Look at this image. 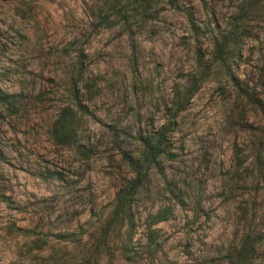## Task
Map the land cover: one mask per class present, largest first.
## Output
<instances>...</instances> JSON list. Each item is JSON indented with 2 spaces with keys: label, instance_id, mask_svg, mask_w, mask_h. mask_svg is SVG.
<instances>
[{
  "label": "rangeland",
  "instance_id": "rangeland-1",
  "mask_svg": "<svg viewBox=\"0 0 264 264\" xmlns=\"http://www.w3.org/2000/svg\"><path fill=\"white\" fill-rule=\"evenodd\" d=\"M0 94V264H264V0H0Z\"/></svg>",
  "mask_w": 264,
  "mask_h": 264
},
{
  "label": "trees",
  "instance_id": "trees-1",
  "mask_svg": "<svg viewBox=\"0 0 264 264\" xmlns=\"http://www.w3.org/2000/svg\"><path fill=\"white\" fill-rule=\"evenodd\" d=\"M235 44V36L230 33L222 34L217 37L214 42L213 58L220 65H226L228 53L231 50L232 45ZM226 74L232 78L230 71L227 69ZM235 85V84H234ZM194 91V90H193ZM246 97L251 98L250 93L244 90ZM11 96L7 94H0V102L6 105L10 104ZM255 98V97H254ZM251 98V99H254ZM178 108L176 111H180ZM73 116L69 113L65 116H61L55 127L53 128V137L58 143H68L71 137V130L73 124ZM161 133L157 131L152 138L144 140L145 149L137 157L124 156V160L127 165L135 174L134 181L127 189L119 190L116 195V205L111 214V223H121V218L129 214L131 199L134 191L142 182L147 168L151 165H158V157L164 152L161 149ZM167 216L166 210L157 212L151 216L153 221L159 222L165 219ZM110 225V224H109ZM255 255V239L254 236L245 235L242 237L239 246L234 251L230 258L229 264H250Z\"/></svg>",
  "mask_w": 264,
  "mask_h": 264
}]
</instances>
